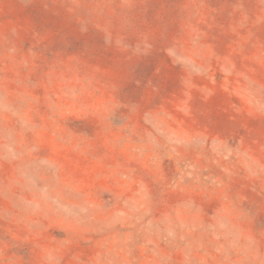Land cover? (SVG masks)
Instances as JSON below:
<instances>
[{
  "label": "rangeland",
  "instance_id": "obj_1",
  "mask_svg": "<svg viewBox=\"0 0 264 264\" xmlns=\"http://www.w3.org/2000/svg\"><path fill=\"white\" fill-rule=\"evenodd\" d=\"M0 264H264V0H0Z\"/></svg>",
  "mask_w": 264,
  "mask_h": 264
}]
</instances>
